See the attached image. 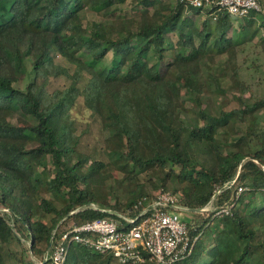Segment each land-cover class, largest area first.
Listing matches in <instances>:
<instances>
[{
    "label": "trees",
    "instance_id": "trees-1",
    "mask_svg": "<svg viewBox=\"0 0 264 264\" xmlns=\"http://www.w3.org/2000/svg\"><path fill=\"white\" fill-rule=\"evenodd\" d=\"M87 8L106 18L88 24ZM256 38L264 44V9L238 16L188 0H0V264H12L1 250L10 237L30 241L17 264H52L69 221L117 217L161 188L197 215L189 225L199 239L174 264H264V92L218 112L203 105L212 91L248 89L237 55ZM56 55L69 81L51 92ZM221 65L227 74L218 75ZM89 115L108 132L102 147L113 159L80 148L75 123ZM238 118L245 128L225 138ZM109 163L129 182L122 203L98 199L109 193ZM211 203L207 215L195 210ZM65 264L126 263L72 243Z\"/></svg>",
    "mask_w": 264,
    "mask_h": 264
},
{
    "label": "built area",
    "instance_id": "built-area-1",
    "mask_svg": "<svg viewBox=\"0 0 264 264\" xmlns=\"http://www.w3.org/2000/svg\"><path fill=\"white\" fill-rule=\"evenodd\" d=\"M188 2L194 6L215 2L238 16H244L251 10L260 12L264 9L261 0ZM246 188L245 185L238 186L237 193ZM180 199L178 193L161 188L151 195L141 197L126 211L115 212L117 217L99 216L72 222L56 238L50 253L52 264H65L72 243L83 244L100 252H113L126 264H143L148 260L174 264L192 252L200 235H192L189 222L180 217L178 210L188 209ZM93 207L97 208L96 205ZM222 210L228 212L229 208L223 207Z\"/></svg>",
    "mask_w": 264,
    "mask_h": 264
},
{
    "label": "rangeland",
    "instance_id": "rangeland-1",
    "mask_svg": "<svg viewBox=\"0 0 264 264\" xmlns=\"http://www.w3.org/2000/svg\"><path fill=\"white\" fill-rule=\"evenodd\" d=\"M261 2L264 6V0H261ZM129 9H131V6L129 7ZM82 18L85 22L90 24L93 20H102L106 17H104V15H102L101 13L96 12V10L87 8L82 12ZM229 33L232 34V30H230ZM260 33H262V31ZM175 39L176 37L172 38V42H174ZM211 51L213 53L218 52V50H216L213 46H211ZM225 57L226 56H223L222 58L219 57L218 60L224 59ZM237 62L239 63L242 80L247 83L248 89H246V87L231 88L224 94L216 91L210 92L209 96L204 100L203 104L207 110L213 109L218 112L222 103L227 102L229 105H231L233 101L241 102L238 96L247 98L248 100H254L256 98H259V96H261L264 92V44H262L261 40L259 38H256L253 41L243 43L239 47ZM109 64V58H105V60H102L97 65V69L101 70L105 67H108ZM65 65L68 64H66L65 60L60 55H56L54 57L53 65L49 73V82L47 85L49 91L54 92L57 89L63 88L67 85L69 79L66 75L67 70L64 69V67H66ZM221 66L222 67L219 68L220 70L218 69V75L223 73L227 74V72L229 71L227 69V66ZM30 71L31 65L28 62L25 69V78L22 82V85H25V83L30 79ZM213 87H215V85H213ZM78 92L79 90H76V92L73 93V96L76 97V94H78ZM182 117H184L190 123L194 122L191 117L185 115H182ZM260 117L264 118V110H262V112L260 113ZM16 118L17 115L11 116V119L13 121H16ZM245 126L246 124L241 118L232 121L229 124L224 137L230 138L232 136L240 134ZM75 132L81 137L80 148L86 149L87 151L91 152L92 159L100 157L108 161L114 158V156L111 155L109 151L102 147L103 139L105 135L108 134V132L102 131L100 122L93 118L92 115H89L85 119H78L75 123ZM73 139L76 140L77 135H75ZM103 172L108 174L111 173L112 177L110 176L108 181L106 182V190H108L109 193L100 195L98 199L106 203H122L127 198L130 188L129 182L125 179L124 173H122L118 169H115L111 163H109L107 167L103 169ZM212 209H215L213 203L206 206L201 211H203V215H207L208 212ZM178 213L182 219L188 222L197 217L192 209H179ZM69 222L70 223H68L67 226L73 221ZM224 225V227H229L228 222H225ZM226 232L227 231L225 230L224 234H226ZM29 244L30 241L27 239H22L21 242H18L14 238L10 237L9 239H6L4 242H2L1 250L10 263L17 264V255L19 253L21 254V251L24 252L26 256L29 255Z\"/></svg>",
    "mask_w": 264,
    "mask_h": 264
},
{
    "label": "water",
    "instance_id": "water-1",
    "mask_svg": "<svg viewBox=\"0 0 264 264\" xmlns=\"http://www.w3.org/2000/svg\"><path fill=\"white\" fill-rule=\"evenodd\" d=\"M195 210L201 211L202 208H196ZM53 239H54V236H53L52 239H51V244H52V242H53Z\"/></svg>",
    "mask_w": 264,
    "mask_h": 264
}]
</instances>
